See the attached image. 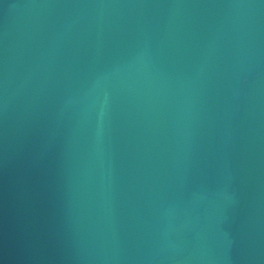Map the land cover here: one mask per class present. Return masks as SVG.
Listing matches in <instances>:
<instances>
[{
	"label": "water",
	"instance_id": "water-1",
	"mask_svg": "<svg viewBox=\"0 0 264 264\" xmlns=\"http://www.w3.org/2000/svg\"><path fill=\"white\" fill-rule=\"evenodd\" d=\"M0 264H264V0H0Z\"/></svg>",
	"mask_w": 264,
	"mask_h": 264
}]
</instances>
